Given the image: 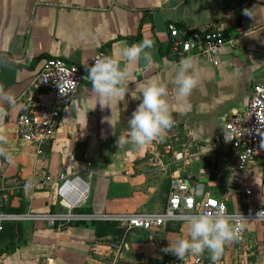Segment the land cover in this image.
<instances>
[{"label": "crops", "instance_id": "0c3cea01", "mask_svg": "<svg viewBox=\"0 0 264 264\" xmlns=\"http://www.w3.org/2000/svg\"><path fill=\"white\" fill-rule=\"evenodd\" d=\"M168 24L192 30L217 24L228 40L216 55H189L197 61L200 82L186 102L175 95L181 58L167 54ZM145 38L153 41L152 63L129 82L122 101L114 98L101 109L87 78L62 110L48 144L39 147L20 139L16 118L23 108L52 101L36 79L43 58L79 65L100 50L115 57L125 44ZM153 78L168 87L170 110L181 129L185 158L179 163L169 164L161 156L162 139L143 148L119 143L140 102L130 92ZM256 84H264V0H0V89L17 101L0 121L8 137L4 149L11 156L0 157V210L62 212L56 181L60 172L87 184L85 199L74 210L78 213L159 212L172 179L185 182L196 198L224 200L232 210L264 206V177L257 160L240 174L250 195L235 190L236 152L225 127L232 114L246 108ZM81 145L83 158L77 160L74 150ZM47 176L53 181L45 182ZM114 227L116 233L98 235L87 220L53 226L6 222L0 264H105L93 248L99 238L123 234ZM186 234L185 221L168 223L160 232L131 230L124 236L120 264H212L207 252L181 262L163 251L168 240ZM216 264H264V226L248 224L243 241L227 243Z\"/></svg>", "mask_w": 264, "mask_h": 264}, {"label": "built area", "instance_id": "2783aa9c", "mask_svg": "<svg viewBox=\"0 0 264 264\" xmlns=\"http://www.w3.org/2000/svg\"><path fill=\"white\" fill-rule=\"evenodd\" d=\"M167 28V54L178 58L189 55H216L228 42L224 29L217 24H207L193 30L178 28L174 24H168ZM106 56L112 55L106 50H100L79 65L60 57L43 58L36 79L38 84L51 94L52 101L49 105L34 103L23 108L16 118V128L20 139L37 144L39 147L48 144L56 134L62 110L70 104L80 85L88 78L87 66H90L95 59ZM225 127L232 136L231 146L236 152L235 174L232 181L237 185L235 190L238 193L248 196L250 188L244 186L240 174L246 172L251 162L257 160L264 177V84L253 86L246 108L232 114ZM180 131L178 122L175 120V125L162 138L161 156L166 158L169 164L182 162L185 158V152L180 148L183 143ZM50 181H53V178L47 176L45 182ZM56 181L62 212L53 214L29 211L18 214L0 210V234L6 222L45 221L51 226L84 220L114 223L123 231V234L104 240L99 238L93 252L105 264H120L125 249L124 236L129 231L160 232L168 223L185 221L188 214L197 211L212 212L221 204L228 214L241 213L249 217L247 224L260 223L264 226V206H255L248 210H232L228 208L224 200L213 197L196 198L185 182L175 179L170 181L168 200L159 212L98 215L74 211L84 201L88 189L82 178L77 175L70 177L65 172H60ZM243 239L244 232L236 241L242 242ZM163 254L165 255V252ZM195 261L199 262L200 259L197 258Z\"/></svg>", "mask_w": 264, "mask_h": 264}, {"label": "clouds", "instance_id": "9594fccd", "mask_svg": "<svg viewBox=\"0 0 264 264\" xmlns=\"http://www.w3.org/2000/svg\"><path fill=\"white\" fill-rule=\"evenodd\" d=\"M244 11L251 16L249 10ZM152 47L153 41L145 38L138 43L125 44L115 57H100L87 66L88 80L101 109L110 107L109 102L114 98L118 101L124 99L129 92V82H135L134 78L140 69L152 63L149 52ZM196 63L195 58L189 56L181 58L177 65L174 77L175 95L181 102L188 100L200 82L199 74L194 68ZM168 94V87L156 78L143 83L138 92H130L131 97L140 102L128 119L127 133L119 137L120 144L130 142L137 148H143L163 138L175 125ZM16 103L12 94L0 89V121L5 120L9 115L8 109ZM192 138L197 139L195 135ZM7 143V135L0 130V157L10 160L11 156L4 149ZM248 219L241 213H226L222 204L212 212L204 210L190 213L185 218L186 236H177L174 241L168 240L163 251L172 253L181 262L189 256L199 257L207 252L212 264H216L225 245L238 240L247 229Z\"/></svg>", "mask_w": 264, "mask_h": 264}, {"label": "trees", "instance_id": "16d2710c", "mask_svg": "<svg viewBox=\"0 0 264 264\" xmlns=\"http://www.w3.org/2000/svg\"><path fill=\"white\" fill-rule=\"evenodd\" d=\"M91 225L94 227L95 232L98 235L114 234V233H116L118 231V230H115L114 224L113 223H109V222L93 220V221H91Z\"/></svg>", "mask_w": 264, "mask_h": 264}, {"label": "water", "instance_id": "95a60500", "mask_svg": "<svg viewBox=\"0 0 264 264\" xmlns=\"http://www.w3.org/2000/svg\"><path fill=\"white\" fill-rule=\"evenodd\" d=\"M84 149H85V146H84V145H81L79 148H76V149L74 150V157H75L77 160H80V159L83 158Z\"/></svg>", "mask_w": 264, "mask_h": 264}]
</instances>
